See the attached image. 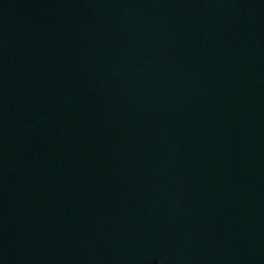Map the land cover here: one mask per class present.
<instances>
[{"label": "water", "instance_id": "obj_1", "mask_svg": "<svg viewBox=\"0 0 264 264\" xmlns=\"http://www.w3.org/2000/svg\"><path fill=\"white\" fill-rule=\"evenodd\" d=\"M0 264H264V0H0Z\"/></svg>", "mask_w": 264, "mask_h": 264}]
</instances>
